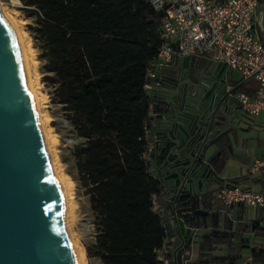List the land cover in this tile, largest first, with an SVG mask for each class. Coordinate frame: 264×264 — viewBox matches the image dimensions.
<instances>
[{"label":"trees","instance_id":"1","mask_svg":"<svg viewBox=\"0 0 264 264\" xmlns=\"http://www.w3.org/2000/svg\"><path fill=\"white\" fill-rule=\"evenodd\" d=\"M18 1L34 17L28 27L43 59V79L55 84L52 99L80 137L73 148L75 166L95 214L88 256L99 264H164L159 249L167 248L164 257L171 259V232L155 206L161 183L146 156V132L167 65L157 73L160 85L144 89L147 65L161 43V12L150 0ZM220 157L216 152L211 161ZM212 199L209 190L177 199L176 212L186 223L210 227L199 242L198 259L188 264L236 259L233 253H207L234 234L221 230ZM200 205L206 214L195 212ZM231 224L226 218L222 226Z\"/></svg>","mask_w":264,"mask_h":264},{"label":"water","instance_id":"2","mask_svg":"<svg viewBox=\"0 0 264 264\" xmlns=\"http://www.w3.org/2000/svg\"><path fill=\"white\" fill-rule=\"evenodd\" d=\"M166 67L151 115L150 163L161 183L157 198L171 232L172 264H184L193 231L177 214V199L211 191L216 180L234 185L249 175L222 177L207 155L241 120L225 63L184 55ZM64 210L18 38L0 6V264H76Z\"/></svg>","mask_w":264,"mask_h":264},{"label":"built area","instance_id":"3","mask_svg":"<svg viewBox=\"0 0 264 264\" xmlns=\"http://www.w3.org/2000/svg\"><path fill=\"white\" fill-rule=\"evenodd\" d=\"M260 0H150L161 12V43L156 56L147 65L144 89L150 92L160 85L159 69L184 55L212 58L237 70L241 77L230 85L241 109L256 116L264 109V42L255 24L254 14ZM210 51L211 53H207ZM247 80H255L252 93L239 89ZM154 113V112H152ZM264 167V154L256 157L249 170L256 173ZM226 208L235 203L261 210L258 224H264V187L252 189L243 184L221 183L210 191ZM198 227H191L193 234ZM167 248L159 249L164 264ZM191 253L184 256L188 264Z\"/></svg>","mask_w":264,"mask_h":264},{"label":"rangeland","instance_id":"4","mask_svg":"<svg viewBox=\"0 0 264 264\" xmlns=\"http://www.w3.org/2000/svg\"><path fill=\"white\" fill-rule=\"evenodd\" d=\"M0 6L16 26L25 52L31 87L37 98L45 131V147L48 148L46 149L53 163L56 173L54 176L66 193L67 208L64 217L72 247L78 257H81L80 264H99L97 258L88 256L86 252V245L94 239L95 214L89 206L88 194L80 184L75 166L73 148L80 137L74 131L61 104L52 99L55 84L43 79V59L39 56L40 50L33 32L28 27L30 23H34V17L24 12L22 3L18 0H0ZM226 71L234 80L241 77L235 69L228 67ZM249 117L251 120H245V123L230 130L232 147L240 152L235 160L240 162H248V159L264 152V110L256 117ZM245 216H253V207H246Z\"/></svg>","mask_w":264,"mask_h":264},{"label":"crops","instance_id":"5","mask_svg":"<svg viewBox=\"0 0 264 264\" xmlns=\"http://www.w3.org/2000/svg\"><path fill=\"white\" fill-rule=\"evenodd\" d=\"M254 19L260 38L264 42V0H260L256 12L254 14ZM225 76H226L227 86L237 83L240 79L239 78L238 80H234L232 77L229 76V72L226 70H225ZM255 86H256L255 80H247L243 82L241 86H239L238 88L246 92L252 93L255 89ZM157 95L161 96L162 93L159 92ZM238 108L240 113L239 118L241 119L239 124L245 123V120L246 121L251 120L249 114L244 112L241 109L240 105ZM158 110L163 111L164 107L160 105V108ZM263 110L264 109H262L260 112H262ZM151 134H152V129L151 126H149L146 132V137L148 141V149L146 152V156L149 161H150V152L152 145ZM222 140L225 141V144L219 145L220 147H218V150H217V146L214 145V148L209 150L207 154L209 157L208 159L210 160V157L214 153L221 152V156H222L220 157L221 159H218L216 162L210 160L211 164L216 169L218 175L222 177H242L245 175H249V178L244 180L241 184L248 186L252 189H259L264 187V167H261L254 174L251 173L249 170V167L251 166L253 160L256 157H259L262 154H264V152L255 155L251 159H248V162L236 161L235 158L238 157V155H240V152L233 149L232 147L231 133H229L228 136H224ZM221 141L218 144H220ZM153 174L157 175L154 172ZM221 183H222L221 181L216 180V182L212 185V187L216 188ZM253 185L255 187H253ZM155 206L160 211H162V208L164 207V202L159 201L157 196L155 198ZM247 206L250 205L235 203L231 205L229 208H226L217 199L215 198L212 199V209L218 208L221 213L220 215L221 230L227 231L229 235L230 233H234V234L229 236L227 242H217L213 244L214 245L213 248L210 250V252L207 253H212V254L233 253L236 255V259H234L233 264H264V224H257L258 227L255 228L250 225V223L253 220L257 221V219L260 218L261 210L253 207V216L247 218L245 216V210ZM226 218L231 219L232 221L231 227L225 228L222 226L224 225V220ZM186 225L189 224L186 223ZM189 226L194 227L192 225ZM209 231H210V227L199 226L196 233L193 234L190 248L185 252L186 255L188 253H191V259H190L191 262L198 259L199 242L201 241L203 234ZM207 257H209V254L207 255ZM169 260L172 261V257ZM210 264H218V263L215 261H211Z\"/></svg>","mask_w":264,"mask_h":264},{"label":"bare ground","instance_id":"6","mask_svg":"<svg viewBox=\"0 0 264 264\" xmlns=\"http://www.w3.org/2000/svg\"><path fill=\"white\" fill-rule=\"evenodd\" d=\"M8 17V15H7ZM8 19L11 21L14 29H15V32H16V35H17V38H18V42H19V45H20V48H21V51H22V54H23V58H24V62H25V68H26V74H27V79H28V84H29V88H30V91L32 93V96H33V100H34V105H35V111H36V115H37V121H38V124H39V128H40V131L42 133V136H43V140H44V144L46 143V136H45V131H44V127L42 125V122H41V118H40V113H39V109H38V102H37V98L35 96V94L33 93V90H32V87H31V83H30V79H29V68H28V63H27V59H26V56H25V52H24V49L22 47V43H21V40H20V36H19V33L17 32V28L16 26L14 25V23L12 22V20L8 17ZM47 148V147H46ZM48 149V148H47ZM46 149V150H47ZM48 153V152H47ZM49 155V154H48ZM49 159H50V163H51V167H52V170L54 172V175H56L55 173V170L53 168V163H52V160L49 156ZM57 182L59 183L60 187H61V190H62V193H63V197H64V202H65V210H64V213L66 211V206H67V203H66V197H65V191H64V188L62 187L61 183L57 180ZM65 215V214H64ZM67 217V216H66ZM65 218V217H64ZM75 250V249H73ZM74 255H75V259H76V264H80V258L78 257V254L76 252V250L74 251ZM80 259V260H79Z\"/></svg>","mask_w":264,"mask_h":264},{"label":"flooded vegetation","instance_id":"7","mask_svg":"<svg viewBox=\"0 0 264 264\" xmlns=\"http://www.w3.org/2000/svg\"><path fill=\"white\" fill-rule=\"evenodd\" d=\"M204 66V64L203 63H201V67H203Z\"/></svg>","mask_w":264,"mask_h":264}]
</instances>
